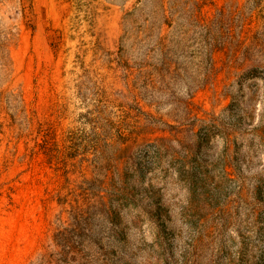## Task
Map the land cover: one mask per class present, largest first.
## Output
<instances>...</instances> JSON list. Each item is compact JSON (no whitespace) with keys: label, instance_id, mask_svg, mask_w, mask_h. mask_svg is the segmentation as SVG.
<instances>
[{"label":"rangeland","instance_id":"374dc122","mask_svg":"<svg viewBox=\"0 0 264 264\" xmlns=\"http://www.w3.org/2000/svg\"><path fill=\"white\" fill-rule=\"evenodd\" d=\"M206 1L264 23V0ZM138 5L0 0V264H264V66L157 72L121 41ZM48 123L65 175L36 151Z\"/></svg>","mask_w":264,"mask_h":264},{"label":"trees","instance_id":"16d2710c","mask_svg":"<svg viewBox=\"0 0 264 264\" xmlns=\"http://www.w3.org/2000/svg\"><path fill=\"white\" fill-rule=\"evenodd\" d=\"M137 2L139 5L123 16L125 29L121 41L130 39L133 45H137L142 50V61L155 59L160 66L157 72L178 74L185 70L181 59L186 58H197L204 64L202 74H218L219 62L228 73L237 64L242 66L247 61L251 62L249 70L264 66V23H259L260 7L255 5L249 16L239 17L241 24L238 25L234 24L235 9L216 7L208 13L203 11L206 0ZM254 13L257 28L246 29L245 24L252 20ZM247 39L249 42L245 44ZM61 42V31L54 30L51 43L55 50ZM38 133L40 140L36 141V151L44 155L56 172L69 173L72 165L70 152L62 145L69 140L68 134L59 138L53 123L40 126ZM50 198L56 199L60 205L68 204L67 194L61 195V189L52 193ZM69 205V215L82 216L78 206Z\"/></svg>","mask_w":264,"mask_h":264}]
</instances>
